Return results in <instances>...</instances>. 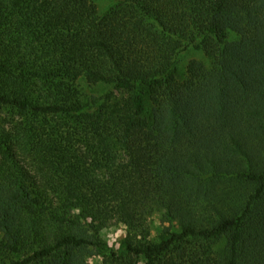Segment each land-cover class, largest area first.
Returning <instances> with one entry per match:
<instances>
[{"label": "trees", "instance_id": "16d2710c", "mask_svg": "<svg viewBox=\"0 0 264 264\" xmlns=\"http://www.w3.org/2000/svg\"><path fill=\"white\" fill-rule=\"evenodd\" d=\"M111 1L0 0V264H264V0Z\"/></svg>", "mask_w": 264, "mask_h": 264}, {"label": "rangeland", "instance_id": "374dc122", "mask_svg": "<svg viewBox=\"0 0 264 264\" xmlns=\"http://www.w3.org/2000/svg\"><path fill=\"white\" fill-rule=\"evenodd\" d=\"M96 4L98 5L99 11L104 12L106 9L110 7L112 1L96 0ZM192 57H193L192 54L186 55L180 62V68L183 69L185 61H187ZM135 210H137L144 218H146L147 223L151 226V229L153 231H156L159 228L160 229L170 228L169 227L170 225L164 223L161 217L153 210L144 206L136 208ZM126 231L127 229L124 226H121L117 223H113L110 227L104 229L103 237L107 242H109V244L116 246L117 248L120 242L126 237ZM69 234H74L83 237L88 236L87 234L83 233V231H81L80 229H75V228H66L58 233L59 236L69 235ZM221 245H223L222 241L216 243L215 242L210 243L211 248L215 250H219L223 248L220 247ZM76 264H102V258L97 255V251L95 249H87L85 251L78 252V259L76 261Z\"/></svg>", "mask_w": 264, "mask_h": 264}]
</instances>
